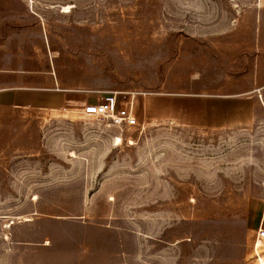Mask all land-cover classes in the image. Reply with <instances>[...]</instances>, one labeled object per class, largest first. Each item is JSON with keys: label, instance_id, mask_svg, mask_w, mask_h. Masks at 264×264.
Returning <instances> with one entry per match:
<instances>
[{"label": "rangeland", "instance_id": "1", "mask_svg": "<svg viewBox=\"0 0 264 264\" xmlns=\"http://www.w3.org/2000/svg\"><path fill=\"white\" fill-rule=\"evenodd\" d=\"M217 96L253 124L186 114ZM261 225L264 0H0V264H264Z\"/></svg>", "mask_w": 264, "mask_h": 264}, {"label": "crops", "instance_id": "2", "mask_svg": "<svg viewBox=\"0 0 264 264\" xmlns=\"http://www.w3.org/2000/svg\"><path fill=\"white\" fill-rule=\"evenodd\" d=\"M5 98L10 106H33L46 107L49 100L46 95L38 93L33 88H26L24 90L8 91ZM245 103L253 102V98L233 97V99H226L225 97H214L211 99H195V104L190 107H185L186 114L189 111L195 114L196 117H202L200 126L212 128H246L253 124V121L242 120L241 107L242 101ZM199 101V103H197ZM245 109V107H244Z\"/></svg>", "mask_w": 264, "mask_h": 264}, {"label": "built area", "instance_id": "3", "mask_svg": "<svg viewBox=\"0 0 264 264\" xmlns=\"http://www.w3.org/2000/svg\"><path fill=\"white\" fill-rule=\"evenodd\" d=\"M81 113L86 118L107 119L114 126H133L137 123L131 105L123 104L116 94L106 93L93 103L82 106ZM256 240L264 244V227L259 226L256 231Z\"/></svg>", "mask_w": 264, "mask_h": 264}]
</instances>
